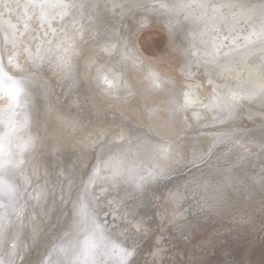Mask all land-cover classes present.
<instances>
[{
	"label": "bare ground",
	"instance_id": "bare-ground-1",
	"mask_svg": "<svg viewBox=\"0 0 264 264\" xmlns=\"http://www.w3.org/2000/svg\"><path fill=\"white\" fill-rule=\"evenodd\" d=\"M27 2L28 0H0V24L5 28V35L12 38L13 31L8 21L18 25L15 27V49L11 43H4V36L2 41L3 32L0 28V52L7 57L13 51L23 53L25 46L34 51L41 40L45 41V51L52 50L45 60L44 71L39 74L33 85V104L28 109L32 116L30 134L38 138L35 154L41 155L45 160L43 176L46 171L49 172L51 183L58 185L60 179H63L58 178V173L67 170L65 175L74 172L79 176L81 172L90 169L102 150L101 140L104 137L97 135L100 129L107 131L108 140H111L113 132L123 128L128 139L132 141L128 161L138 167L157 164L150 145L159 141L173 142L172 157L159 162L158 167L162 170V175L148 181L145 194L137 195L134 200L127 199L124 192L122 197H118L114 188L110 190V195L100 201L103 214L113 212L128 220L131 219L128 214L134 212L136 217L132 220L133 231L138 228L148 229L142 233L143 238L138 242L133 264L200 263V259L191 262V253L190 258H187V243L175 246L178 234L193 237L191 243L200 248V241L203 244H216L214 239L218 241V233L225 228L245 229L247 227L244 223L247 222L252 229L257 223L264 221V150L261 147L264 118L259 115L260 104L241 101L240 106L233 111L232 121L227 128L215 127L228 115L223 106L211 111L202 107L209 103L212 87L216 88V95L226 96L230 90L239 89L244 92L253 85L264 83V35L255 34L261 32V25L264 24V12L258 7L264 0H184L185 3L237 5L235 8L225 7L219 13H213L209 8L203 19H197L202 15V10L198 8L187 9L179 16L144 9L124 15L123 9L113 10V5L125 3L126 0H74L83 7L72 9L69 16L63 20L58 17L53 20L51 27L57 31L55 35L49 31L46 37L44 33L48 29L47 23L41 24L37 19L38 10L24 8ZM143 2L151 5L158 0ZM167 2L175 3L177 0ZM240 5L245 7L241 8ZM58 11L51 10V13L54 15ZM233 13L237 16L235 22ZM186 15H190L192 19L185 21ZM214 16H222L226 18V22L221 23L218 19H213ZM133 19L134 22L145 25L155 20L164 26L172 48L181 55V63L185 64L183 72L180 66L178 67L179 81L172 76L170 70L157 66V63L142 53L135 37H138L143 26H131ZM25 23L28 24L27 30ZM101 25H104L107 31ZM230 28L233 29L232 34L239 37L238 43L244 47L231 61L221 57L217 63L209 64L208 54L213 51L214 41L227 35ZM98 30L100 35L110 36V42H119L111 57L95 48L93 41ZM69 36L75 38V55L70 58V71L58 67L56 58L65 46L62 45L61 49L57 50V44ZM244 37H249L248 43ZM46 41L52 43L48 44ZM90 50L95 53L97 59V63L91 66V78L86 74L85 68ZM228 50V47H225L221 51ZM20 62L25 67L29 66L23 54L20 56ZM98 69L104 72L110 70L109 79L116 77L114 88L104 91V85L96 86L95 76ZM149 71L160 75V89H156L152 82L146 79ZM209 78L213 80L212 87L207 86ZM186 91L190 92L198 103L193 105L189 112L177 115L172 111L170 98L179 93L183 102V92ZM6 104V99H0V113L4 115L5 121L8 119L4 111ZM53 108L56 112L70 113L78 117V126L72 128L68 123L57 120L55 116L50 117L48 110ZM233 130H239L241 135L231 139L225 138L223 143L216 146L214 154L207 156L208 148L214 143L216 134ZM141 140L147 141L148 144L137 148L136 145ZM202 154L206 156L204 160L199 158ZM101 184L103 187H110L106 179L99 185ZM193 186L197 187L188 190ZM200 188L211 197L206 207H213L215 213L228 215V220L222 223V227L215 222L211 224L214 218H209L207 214L200 216L192 211L194 199L190 196ZM103 192L98 191V195ZM226 197H229V200ZM110 201L113 203L109 204ZM154 211L158 214L159 222L155 220ZM140 220L144 221L143 225L137 224ZM56 223L55 218L50 221L48 217H43L41 233L35 238L31 229L25 230L21 240L24 245H20L19 249L25 264L40 263L39 258L50 245ZM160 224L161 228L157 229L155 234L153 232V241L145 244L149 230ZM205 229L207 232L204 234H208L207 237L196 234L197 231ZM165 235L171 240V244H174L172 250L163 238ZM10 243L11 241L9 245ZM174 250L182 255L184 261L172 252ZM207 254L199 257L202 259ZM16 259L19 260L20 257ZM245 259L250 264L254 262L249 256ZM202 261L212 264L207 259Z\"/></svg>",
	"mask_w": 264,
	"mask_h": 264
},
{
	"label": "snow or ice",
	"instance_id": "snow-or-ice-1",
	"mask_svg": "<svg viewBox=\"0 0 264 264\" xmlns=\"http://www.w3.org/2000/svg\"><path fill=\"white\" fill-rule=\"evenodd\" d=\"M77 7L82 8L83 5H78L74 0H28L24 4L25 9L38 10L37 19L41 24L47 23L48 29L44 33L45 37L49 31L53 35L57 31L51 27L53 20L57 17L60 20L65 19L71 10ZM225 7L235 8L237 5H210L207 2L185 3L184 0H177L175 3L158 0L157 3L149 5L143 0H126L125 3L114 4L113 10L121 8L124 10L122 13L124 15L144 9L179 16L187 9L198 8L202 10V15L197 19H203L209 8L213 13H219ZM239 7L244 8L245 5ZM258 7L264 12V2ZM57 9L59 11L53 15L51 10ZM191 19L190 15L184 16L185 21ZM213 19H218L221 23L226 22V18L222 16H214ZM236 20L237 16L233 13V21ZM11 27L14 28V26ZM24 27L27 30L28 24L25 23ZM101 27L105 26L101 25ZM105 31H107L106 27ZM232 33L233 29L230 28L227 35L214 41L213 51L208 54L209 64L217 63L221 57L226 61H231L239 54L244 45L238 43L239 37ZM255 34L264 35V24L261 25V32ZM15 37V32L12 33L11 39L5 35L4 43H11L15 49L17 47ZM244 40L248 43L249 37H244ZM110 41V36L100 35L98 30L93 42L96 50L111 57L116 52L119 42ZM46 42L52 43V41ZM44 43L45 41L41 40L34 51L31 47L25 46L23 53L13 51L7 57L0 52V99L7 101L4 111L8 117L5 121L4 115L0 113V264H25L24 257L19 251L21 240L26 229H31L33 238L40 235L43 217H48L50 221L55 218L57 223L49 241L51 247L48 257L42 264H53V256L56 257L55 264H133L138 251V242L143 238L142 233L147 232L148 229L138 228L137 231H133L132 220L136 217L134 212L128 214L131 216L128 220L113 212H104L101 216V209L93 207L92 202L95 201L99 205L100 201L111 193L106 186L104 192L97 195L96 189L100 187L97 181L99 179L110 181L111 187L117 192L127 185V188H124V196L134 200L137 195L146 193L148 181L162 175V170L158 165L160 161L172 157L173 142L159 141L150 145L157 164L138 167L128 161L129 153L132 151V141L128 139L126 131L120 128L118 132L114 131L112 139L108 140V132L100 129L97 135L104 137L101 140L102 150L96 156L95 163L91 164L90 169L81 172L79 176L74 172L65 175L67 170H64L57 174L58 178L63 177L58 185L52 184L47 178L50 175L47 171L44 177L37 175L34 182L26 172V168L30 163L29 158L36 151L38 138L31 134L25 135V132L32 126V116L28 109L33 104V85L39 74L44 71L45 60L52 52L51 49L45 51ZM74 44L75 38L71 36L57 44V50L65 45L61 54L56 57L58 67L71 70L70 58L71 55H75ZM225 47L229 50L222 52L221 50ZM21 54L25 62L29 64L28 67L21 64ZM95 63H97L95 53L90 50L85 61L86 74L90 78L91 66ZM184 68L185 64L181 63V72ZM110 74V70L104 72L98 69L95 76L96 86L104 85V91L114 88L116 77L109 79ZM146 79L150 80L156 89L161 88V77L157 72L149 71ZM207 86H213L211 78L208 79ZM215 93L216 88L212 87L209 103L202 105L208 111L221 106L227 110L228 115L215 127L227 128L232 121L233 111L240 106L243 100L258 102L261 106L259 115L264 118V83L253 85L244 92L239 89L230 90L226 96H218ZM169 103L172 111L178 115L181 112H189L198 101L186 91L183 92V102H181L180 94L176 93L170 98ZM48 115L55 116L62 123H68L72 128H76L79 123L78 117L70 113L56 112L54 108L48 110ZM186 121L187 116H185ZM239 135H241L239 130L218 132L214 143L208 148L207 156L213 155L216 146L223 143L225 138L231 139ZM261 141V147L264 150V129H262ZM146 144H148L147 141L141 140L136 147L139 148ZM199 158L204 160L206 156L202 154ZM102 172L110 174L104 177L101 175ZM41 179L44 180L43 183H40ZM111 203L113 201L109 202ZM109 215L112 216L111 222L108 220ZM137 224L143 225L144 221H137ZM9 241H11L10 245ZM18 256L19 260L16 259Z\"/></svg>",
	"mask_w": 264,
	"mask_h": 264
},
{
	"label": "rangeland",
	"instance_id": "rangeland-1",
	"mask_svg": "<svg viewBox=\"0 0 264 264\" xmlns=\"http://www.w3.org/2000/svg\"><path fill=\"white\" fill-rule=\"evenodd\" d=\"M3 14H5V12H3ZM7 19H9V18H7ZM130 19L131 18H129V21H130ZM7 23L10 24L11 26H14V28L12 27V31L15 32V29H16L15 27L18 25L15 26V23L11 22V21L10 22L8 21ZM130 23H131V26L135 27V26H138L141 22H134V19H133ZM139 26H143V28H142L143 30H141L138 33L139 35L137 34L138 37H135V40L137 38V40H136L137 45L140 48V50L142 51V53L144 55H146L147 57H149L152 61L157 63L158 64L157 66H159L163 69L170 70V72H172V76H174V78L176 80H178V79L180 80V75L177 72H178V67L180 66V63H181V55L177 51H175V49L172 48L169 36H168L167 32L165 31L164 26L162 24H159L155 20H153L152 22L150 21L149 24H146V25L140 24ZM0 28H2L1 31L3 32V34H2V41H3V36L5 37V28L1 24H0ZM180 83H182V82H180ZM215 159L216 158H214V160ZM37 160H38V162H36ZM43 162H45V160L42 158V156L36 155L35 152L32 154V157H30V163L26 169V172L31 176V178L34 182L37 179V175H39L40 177H44L42 175ZM37 170H38V172H37ZM175 170H177V169H175ZM33 173H36V174H33ZM109 174L110 173H107V172L101 173V175L104 177L108 176ZM47 178L49 180H51L50 175ZM102 180L103 179H99L97 181V184L99 185L100 182H102ZM43 182H44V180L41 179L40 183H43ZM108 184L110 186L108 188L109 191L111 189H114L113 187H111L110 181H108ZM126 187H127V185H124L119 192L116 191V194L118 195V197L123 196L124 188H126ZM195 187H197V186H193V188H191V189L188 188V190H193ZM102 190L104 191L105 187H103L101 184L100 187H98L96 189V194L98 195V191L100 192ZM190 198L194 199V209H192V211L199 214L200 216L207 214L209 218H214V220L211 222V224H213L215 222V223L219 224L220 227H222L223 226L222 223L224 221L228 220V215H225V213H222V214L215 213V210L213 209V207H212V209H211V207H209V208L206 207V203L211 199V197L202 188H200V190L198 192H196L195 194H192L190 196ZM226 198H227V200H229V197H226ZM92 206L101 209L100 203H99V205H97L95 201L92 202ZM100 215L103 216L102 209L100 211ZM154 215L156 217L155 220L157 222H159V218L157 217L158 214L156 211H154ZM108 220L111 222L112 216H110ZM151 222H153V221H151ZM229 222H230V220H229ZM247 224H248L247 222L244 223V226L247 227L245 229H243V227L241 229L236 228V227H233V229H226L225 228V230H222L218 233V241H217V239H214V241H216V244H214V245H211L210 243H208V244L204 243L203 244L202 241H200V244H201L200 248H197L195 245H193L191 243L193 237H191L189 235L180 236L178 234L177 235L178 241H177V244H175V246H177V245L180 246L182 244L184 245V243H187V245H186L187 258H190L189 254L191 253L193 255L191 262L200 259V261H199L200 263H196V264H205V263L210 264L208 262H203L202 261L203 259H207V261L212 262V264H228V262H230V261L233 262V264H250L245 259L248 256L254 260L253 264H264V228H263L264 227V221L262 220L261 223H257V225H255V227H253L252 229ZM159 228H161V224L154 227L153 229L149 230V233H147V236L145 239V244H150L153 241V236L156 233L157 229H159ZM153 232H154V234H153ZM205 232H207L206 229L204 231H197L196 234H198L199 236L206 235V237H207L208 234H204ZM261 232H263V233H261ZM150 233H152V234H150ZM183 233H185V231ZM232 233H234V234H232ZM254 233L257 235H255ZM163 238L166 239L165 242L167 244H170L169 249L172 250L174 247V244H171V240L168 239L167 235H165ZM20 245H24V242L22 241V243H20ZM210 246H213V248H210ZM50 247L51 246L49 245L44 250V252H42V254L39 258L40 263L43 262L48 257V252L50 250ZM247 247H249V248H247ZM247 251H249V252L247 253ZM172 252L178 254V257L182 261H184L182 255L180 253H178L176 250H174ZM203 254H207V256L206 257L204 256L201 259V257H199V256L203 255ZM242 256H245V257H242ZM209 257H211V258L209 259ZM240 257H241V260H240ZM52 258H53V262L55 264L56 257L53 256ZM178 264H180V263H178ZM185 264H191V263L186 262Z\"/></svg>",
	"mask_w": 264,
	"mask_h": 264
},
{
	"label": "water",
	"instance_id": "water-1",
	"mask_svg": "<svg viewBox=\"0 0 264 264\" xmlns=\"http://www.w3.org/2000/svg\"><path fill=\"white\" fill-rule=\"evenodd\" d=\"M32 131H34V129H32ZM30 134V129H28L26 132H25V135H28ZM34 137V136H33ZM37 154V153H36ZM26 158H29V157H26Z\"/></svg>",
	"mask_w": 264,
	"mask_h": 264
}]
</instances>
